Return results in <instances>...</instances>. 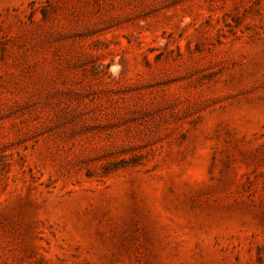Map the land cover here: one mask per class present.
I'll list each match as a JSON object with an SVG mask.
<instances>
[{
	"label": "rangeland",
	"instance_id": "rangeland-1",
	"mask_svg": "<svg viewBox=\"0 0 264 264\" xmlns=\"http://www.w3.org/2000/svg\"><path fill=\"white\" fill-rule=\"evenodd\" d=\"M0 264H264V0H0Z\"/></svg>",
	"mask_w": 264,
	"mask_h": 264
}]
</instances>
